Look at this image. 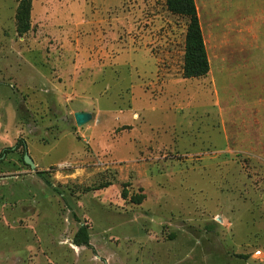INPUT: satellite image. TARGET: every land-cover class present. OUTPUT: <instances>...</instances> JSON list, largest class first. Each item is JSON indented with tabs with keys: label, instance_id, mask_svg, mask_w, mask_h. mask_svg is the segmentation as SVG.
Masks as SVG:
<instances>
[{
	"label": "rangeland",
	"instance_id": "rangeland-1",
	"mask_svg": "<svg viewBox=\"0 0 264 264\" xmlns=\"http://www.w3.org/2000/svg\"><path fill=\"white\" fill-rule=\"evenodd\" d=\"M218 3L184 78L164 0H30L22 35L0 0V264H264V12Z\"/></svg>",
	"mask_w": 264,
	"mask_h": 264
},
{
	"label": "trees",
	"instance_id": "trees-1",
	"mask_svg": "<svg viewBox=\"0 0 264 264\" xmlns=\"http://www.w3.org/2000/svg\"><path fill=\"white\" fill-rule=\"evenodd\" d=\"M166 9L175 15L185 16L187 23L183 37V51L181 58V75L184 78H196L204 76L209 68V57L204 41L203 33H201L198 17L193 0H164ZM29 11L30 0H17L14 11L15 32L18 35L24 34L29 29ZM204 41V42H203ZM205 45V46H204ZM206 49V50H205ZM22 145L19 140L14 146L3 149V153L11 149H16ZM14 147V148H13ZM47 185L49 182L44 180ZM104 183L102 186H106ZM124 195V194H121ZM142 198L141 194L132 196L130 199L134 203H139ZM89 236L85 224H80L71 237V243L75 246L90 247L88 242Z\"/></svg>",
	"mask_w": 264,
	"mask_h": 264
},
{
	"label": "crops",
	"instance_id": "crops-1",
	"mask_svg": "<svg viewBox=\"0 0 264 264\" xmlns=\"http://www.w3.org/2000/svg\"><path fill=\"white\" fill-rule=\"evenodd\" d=\"M220 1H224V0H193L194 5H195V9H196V14H197L198 21H199L200 29H201L202 23H205V22L208 23V22H211L217 18L219 19V21H217L218 25L222 24V23L231 22V21H227V20L224 21L225 19H222L219 16V9L223 8V6H224L221 4L220 5L222 7L219 6L218 2H220ZM257 1H259V4L255 3L254 6H255L256 10L262 14L264 12V0H257ZM243 9H244V5L240 2L239 4H237L235 6L236 14L241 13V10H243ZM237 23H239V22L236 21L235 24L237 25ZM214 24H216L215 21H214ZM224 30L233 31V30L229 29L228 27L224 28ZM201 33H202V30H201Z\"/></svg>",
	"mask_w": 264,
	"mask_h": 264
},
{
	"label": "water",
	"instance_id": "water-1",
	"mask_svg": "<svg viewBox=\"0 0 264 264\" xmlns=\"http://www.w3.org/2000/svg\"><path fill=\"white\" fill-rule=\"evenodd\" d=\"M72 116H73L74 123L77 126L85 123L91 117L90 114L88 112H85V111H75V112H73ZM22 160H23L24 164L28 165L29 168L33 169L34 163L32 162V160L30 159V157L28 156V154L26 152L23 153Z\"/></svg>",
	"mask_w": 264,
	"mask_h": 264
},
{
	"label": "flooded vegetation",
	"instance_id": "flooded-vegetation-1",
	"mask_svg": "<svg viewBox=\"0 0 264 264\" xmlns=\"http://www.w3.org/2000/svg\"><path fill=\"white\" fill-rule=\"evenodd\" d=\"M23 161V160H22Z\"/></svg>",
	"mask_w": 264,
	"mask_h": 264
}]
</instances>
